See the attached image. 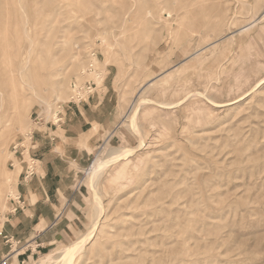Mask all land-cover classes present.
I'll return each instance as SVG.
<instances>
[{"label":"rangeland","instance_id":"374dc122","mask_svg":"<svg viewBox=\"0 0 264 264\" xmlns=\"http://www.w3.org/2000/svg\"><path fill=\"white\" fill-rule=\"evenodd\" d=\"M36 65L59 93L50 109L16 76L24 68L32 79ZM0 79L4 120L25 107L1 156L0 232L22 208L19 176L40 177L36 135L95 96L117 106L78 178L64 237L45 248L12 242L0 264L60 258L95 222V192L105 213L72 264H264V0H0ZM136 97L148 100L137 114L145 145L94 178L112 150L140 145L123 121Z\"/></svg>","mask_w":264,"mask_h":264},{"label":"crops","instance_id":"0c3cea01","mask_svg":"<svg viewBox=\"0 0 264 264\" xmlns=\"http://www.w3.org/2000/svg\"><path fill=\"white\" fill-rule=\"evenodd\" d=\"M111 99L95 96L88 105L73 106L66 123L47 124L43 129L49 136L36 135L33 152L40 162V177L26 183L19 176L22 208L7 218L0 232V262L14 252L12 242L27 249L33 244L45 248L64 237L78 178L89 166L92 149L116 126L117 106H106Z\"/></svg>","mask_w":264,"mask_h":264},{"label":"bare ground","instance_id":"6f19581e","mask_svg":"<svg viewBox=\"0 0 264 264\" xmlns=\"http://www.w3.org/2000/svg\"><path fill=\"white\" fill-rule=\"evenodd\" d=\"M18 3H19V0H18ZM164 16L168 18L171 16V14H170V12H165ZM257 20L258 19H255L252 23L243 27L240 30V32H243V31L249 29L250 27H252L253 25H255L257 23ZM29 49H30V47H29ZM29 49L27 48L24 50L27 63L30 62V60L28 59L29 54H30ZM30 65H31V62H30ZM37 66L38 65L35 66V69H36V71L38 70V72H37L38 74L34 75V76L32 75V77H31L32 79L26 80L24 78V76L22 75L24 68L18 69L19 71L16 72V76H17L18 80L20 81V83L23 87L27 88L28 90H31L33 95H35L42 102V105L45 107L47 106V108L50 109L52 106L51 96L53 94H56V96H58L59 93L57 94V88L56 87L54 88L51 85L50 80L48 79L49 74L46 71H43L41 68H38ZM150 84L152 85V83H150ZM5 87H6V84L4 85V83H2V80L0 79V101L3 100V96L5 94ZM145 100H146L145 98L136 97L134 99V101L132 102V105L130 106L128 112L125 114V117L123 120L125 122L128 120V118L130 119L131 125L133 126V129L136 130L137 135L140 137V145L136 148H131V149L120 148V149L112 150L110 152V157L107 160L104 159L102 161H99L96 165L91 167V170L89 171V173L93 174L94 178L95 177L97 178V176H99L102 173V171L108 166V164L113 163V162H117V161L122 160V159H128L129 157L133 156L138 150H140L145 145V140L142 138V136L140 134V128H139L138 123H137V114L139 112L140 107L145 102ZM146 101H148V100H146ZM164 105L166 107L170 106V104L169 105L164 104ZM7 107H10V106H7ZM24 108L25 107H23L22 105L21 106H14V108L11 112V117L9 116L8 119L4 120V118L6 117V114H7V109L4 106H0V163L3 161V160L1 161V159L4 158V157L2 158L1 156L2 155L4 156L5 149L9 147L8 146V139H9L8 135L10 134V132L17 130V128L20 126L21 121H22V117H21L20 113H22ZM13 119L15 121H19L18 125L15 124V128H14V126H12V124L7 125V123L10 124ZM10 136H11V134H10ZM6 154H8L7 151H6ZM16 174L17 173H13L10 177V179H11L10 189L11 190L15 187L13 182H16L15 181V179L17 178ZM94 194H95V202H96V206H97V210H98V215H97V218H96L95 222L93 223L92 227L90 228V230L88 232H86L83 236H81L77 241L70 244L63 251V255L60 258H57L54 256L43 257L40 259V261L37 264H72L73 259L78 254H80L82 251H84L88 242H90L93 239V235L95 234V232H96V230H97V228L101 222V219L105 213V207H104V204L102 203V198H100L101 196H99L100 194H98L97 192H95ZM4 199H5V195H4L3 190L0 187V206L1 205L4 206V204H3Z\"/></svg>","mask_w":264,"mask_h":264},{"label":"built area","instance_id":"2783aa9c","mask_svg":"<svg viewBox=\"0 0 264 264\" xmlns=\"http://www.w3.org/2000/svg\"><path fill=\"white\" fill-rule=\"evenodd\" d=\"M93 84H94V82H88V83H86L85 85H83L81 87H77L76 88L77 89V95H78L77 98L78 99H84V97L86 95H89L93 91ZM58 112H59L58 114L62 113L61 110L58 111ZM28 169L30 171L29 174L34 172L33 166H29Z\"/></svg>","mask_w":264,"mask_h":264}]
</instances>
